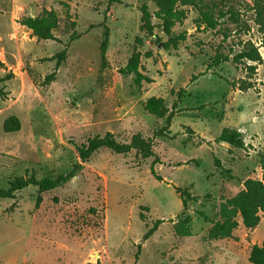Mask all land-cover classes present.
I'll list each match as a JSON object with an SVG mask.
<instances>
[{
  "label": "rangeland",
  "instance_id": "1",
  "mask_svg": "<svg viewBox=\"0 0 264 264\" xmlns=\"http://www.w3.org/2000/svg\"><path fill=\"white\" fill-rule=\"evenodd\" d=\"M198 3L185 6L186 18L173 28L185 39L167 47L170 36L155 15L153 35L140 29V8L154 13L153 0H0V188L32 174L72 173L77 146L108 132L120 142L136 133L153 137L162 178L151 172L153 157L102 148L66 183L43 193L39 205L34 186L0 199V264H252L251 248L264 240V212L252 229L239 216L230 237L213 238L210 230L222 201L248 178L263 177L264 31L255 0ZM202 6L216 18L226 13L216 29L197 25ZM44 10L60 18L54 40L20 23ZM102 23L109 28L105 62ZM248 42L263 58L255 73L231 61ZM65 48L58 65L51 58ZM135 50L152 83L136 85L133 74L120 72ZM217 51L231 60L208 70ZM242 80L253 86L240 89ZM151 96L171 109L177 101L168 136L154 137L167 119L146 111ZM12 115L21 128L6 133ZM226 127L242 132L243 148L218 140ZM182 212L191 216L189 236L175 231ZM157 219L164 222L146 238Z\"/></svg>",
  "mask_w": 264,
  "mask_h": 264
},
{
  "label": "trees",
  "instance_id": "2",
  "mask_svg": "<svg viewBox=\"0 0 264 264\" xmlns=\"http://www.w3.org/2000/svg\"><path fill=\"white\" fill-rule=\"evenodd\" d=\"M110 2H119L120 0H109ZM157 11L150 12L146 5L141 6L142 13L141 26L142 32L148 35H153L155 24L153 23V15H155L160 21L164 32L170 36L166 46L177 45L185 39V34L173 35V28L177 23H182L186 18L187 11L185 6H199L198 0H153ZM255 6L257 8L258 19L261 23L262 30L264 31V0H255ZM199 17L196 22L199 27L202 25L206 29L214 30L220 24L221 18L226 16V13L221 12L219 17L216 18L212 10H204L203 6L199 9ZM20 23L32 30L33 34L41 40H54L56 36L54 30L59 27L60 18L53 10H44L41 15L33 17L26 16L20 19ZM103 40L100 45V54L102 61H106L108 43H109V28L105 23ZM148 55H151L150 53ZM67 56L66 48L57 53L51 59H56L59 65ZM142 52L135 50L130 56L128 63L123 67L120 72L124 75H134V82L136 85H142L143 83H152L153 78L146 75L142 71L141 60ZM230 55L217 51L213 56L211 62L208 64V70L219 67L222 63L230 61ZM235 64H246L249 72L255 73L257 70V64L263 62L262 55L259 51V47L248 42L243 49L233 56L231 60ZM252 62V64H249ZM54 74L48 77L49 81L54 78ZM232 85L234 82H230ZM252 82L242 80L240 89H248L252 87ZM186 90L181 89L179 91V98L182 92ZM4 92L0 91L1 97L4 98ZM177 101L174 103L172 109L169 108L161 96H151L145 102V109L148 113L158 117L166 118L167 126L154 132V137L168 136L170 133L169 127L177 111ZM21 128L20 119L15 116H9L3 125V129L6 133L16 132ZM218 140L226 142L233 147L243 148L245 145L243 134L237 129L226 127L224 128ZM107 148L117 154L127 155L132 151H136L141 160L154 158L151 165L152 174L159 180L161 176L155 171V164L160 161L159 157L154 151V138L145 137L141 133H136L131 137L129 142H120L115 135L111 132L106 133L104 136H95L90 138L86 143L77 146L79 153V162L75 164L74 170H79L83 163L89 161V159L100 149ZM70 174H60L56 177H46L39 179L34 174L30 176H24L16 178L12 181L8 188H0V199H14L18 191H21L27 187L34 186L38 189V196L36 204L39 205L43 199L42 194L58 188L61 184L66 183L72 176ZM245 188L239 191L232 197L225 198L219 208L218 215L219 220L213 222V226L210 230V236L213 238H225L230 237L233 231L239 226L238 217L242 218V223L245 227L252 229L258 226L261 221V212H264V164H263V177L262 179L248 178L244 182ZM183 200L184 209L187 208L185 199ZM145 209L148 210V207ZM182 212L178 216V222L175 225V231L177 235L189 236L191 235L190 223L191 216L184 215ZM204 218H208L206 214L200 212ZM140 218L144 222L145 216L140 213ZM164 222L163 219H157L152 222L151 227H148L146 232V238L151 237ZM147 225V224H146ZM139 256V252L136 257ZM249 260L252 264H264V240L261 244H254L251 248Z\"/></svg>",
  "mask_w": 264,
  "mask_h": 264
}]
</instances>
